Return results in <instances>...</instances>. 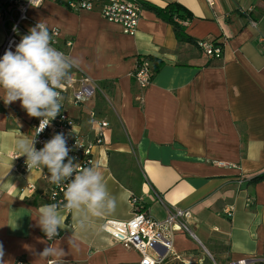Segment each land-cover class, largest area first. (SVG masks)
<instances>
[{
    "label": "crops",
    "instance_id": "crops-1",
    "mask_svg": "<svg viewBox=\"0 0 264 264\" xmlns=\"http://www.w3.org/2000/svg\"><path fill=\"white\" fill-rule=\"evenodd\" d=\"M139 1L185 7L191 13L182 22L186 34L217 42L221 56L178 42L172 26L152 9L142 7L135 32L127 34L97 10L72 11L58 0L31 6L30 20L72 40L75 67L101 87L81 105L65 97L62 111L86 139L94 130L91 111L108 122L93 156L116 206L90 217L83 228L71 210H59L62 228L48 240L35 218L49 204V184L40 170H14L10 156L20 154L19 140L31 142L33 117L19 101L5 105L0 99V244L6 264L19 257L25 264H138L136 250L101 228L105 219L131 217L132 192L140 209L157 220L174 208H188L191 237L218 263L264 258V179L250 182L264 172V42L258 40L264 37V0H214L213 7L206 0ZM4 35L0 21V42ZM142 55L162 62L145 89L131 76ZM189 236L176 234V252L198 249ZM50 245L65 255L41 257Z\"/></svg>",
    "mask_w": 264,
    "mask_h": 264
},
{
    "label": "built area",
    "instance_id": "built-area-1",
    "mask_svg": "<svg viewBox=\"0 0 264 264\" xmlns=\"http://www.w3.org/2000/svg\"><path fill=\"white\" fill-rule=\"evenodd\" d=\"M72 11L97 10L101 17L108 22L118 24L122 31L127 34H133L141 18L142 6L139 0H58ZM210 7H213L214 0H206ZM43 0H0V21L4 29V39L0 42V57L5 51H15L16 45L22 37L29 33V29L24 23H30L33 26L38 24L33 22L27 15L31 6L39 7ZM248 10H252L249 7ZM250 24L255 26L256 22L250 20ZM49 28V27H48ZM53 36V47L69 56L72 40H61L59 30L56 27L49 28ZM258 40L264 42V37L259 36ZM196 46L209 57L219 58L222 53V47L215 41L208 39H199ZM131 76L140 89H145L152 81L153 70L148 59L138 56ZM62 107L60 114L51 121L50 125L38 135L39 118H33L32 138L37 150L43 148L44 143L50 140L55 134L62 133L67 146L71 149L69 157H73V162L78 167H87L94 164L93 147L102 144L104 128L108 122L98 117L95 112H90L91 122L94 130L91 139H86L76 130L75 121L62 111L64 98L68 97L73 105H81L88 101L95 93L101 91L97 81L92 79L82 70L73 67L69 78L60 89ZM11 158L15 161L14 170H27L26 156H20L18 153H11ZM67 162V160L65 161ZM223 164V163H220ZM40 170L43 178L49 184L48 201L49 204L56 203L62 205L64 201V191L66 184L55 185L49 182V173L42 167L32 168ZM32 191V185L27 187ZM139 201L136 198H130L133 212L127 220L105 219L101 228L107 231L115 241L126 248L136 250L140 255L138 264H264V258H239L228 260L225 263H218L211 255L203 252H190L180 254L173 247L174 237L178 233H184L192 236L189 227V221L192 217L191 211L187 209L174 208L167 212L165 218L157 220L147 215L143 209L138 206ZM59 210L68 212L69 209L61 207ZM227 216H231V208L225 209ZM47 238V237H46ZM51 263V262H50Z\"/></svg>",
    "mask_w": 264,
    "mask_h": 264
},
{
    "label": "clouds",
    "instance_id": "clouds-1",
    "mask_svg": "<svg viewBox=\"0 0 264 264\" xmlns=\"http://www.w3.org/2000/svg\"><path fill=\"white\" fill-rule=\"evenodd\" d=\"M77 64L75 58L53 47V36L47 24L41 21L22 37L15 51L7 50L0 57V91L3 92L0 99L5 105L19 101L29 117L39 118L38 135L60 114L63 97L58 89ZM17 149L20 156H26L29 170L47 168L50 183L61 185L67 182L65 202L62 205H43L35 218L48 240L58 236V230L62 228L61 207L73 212L80 228L90 217H100L115 209L116 199L109 192L99 167L91 163L87 167H78L73 162L74 158L69 157L71 149L62 133L55 134L39 150L34 139L31 142L19 140ZM3 255V245L0 244V264H6ZM64 255L61 248L52 245L40 253L44 258H61Z\"/></svg>",
    "mask_w": 264,
    "mask_h": 264
},
{
    "label": "trees",
    "instance_id": "trees-1",
    "mask_svg": "<svg viewBox=\"0 0 264 264\" xmlns=\"http://www.w3.org/2000/svg\"><path fill=\"white\" fill-rule=\"evenodd\" d=\"M140 4L143 8L154 10V12L162 20L170 24L172 26L174 36L178 42H190L196 44V41L192 37L186 34L185 28L182 25V22L188 21L191 18V13L185 7H183L182 5L176 2L167 3L163 7H156L149 3H144L141 1ZM142 57L148 59V61L151 63V68L153 70V73L159 70L162 63L160 59L151 55H142ZM259 179H264V172H261L256 176L252 177L250 179V182ZM131 198H136L137 201H139L138 197L134 192H132ZM140 204L141 203L139 202L138 206H140ZM16 264H25L24 258L19 257L16 261Z\"/></svg>",
    "mask_w": 264,
    "mask_h": 264
},
{
    "label": "rangeland",
    "instance_id": "rangeland-1",
    "mask_svg": "<svg viewBox=\"0 0 264 264\" xmlns=\"http://www.w3.org/2000/svg\"><path fill=\"white\" fill-rule=\"evenodd\" d=\"M29 13H30V11H29ZM65 105H67V103H65ZM189 238L192 241V243L198 247V249L195 250V252H200L201 251V252L204 253L203 249H201L200 245L193 239V237L189 236Z\"/></svg>",
    "mask_w": 264,
    "mask_h": 264
}]
</instances>
